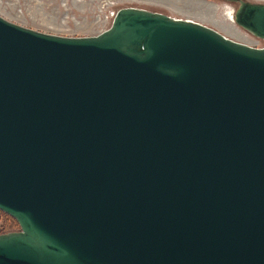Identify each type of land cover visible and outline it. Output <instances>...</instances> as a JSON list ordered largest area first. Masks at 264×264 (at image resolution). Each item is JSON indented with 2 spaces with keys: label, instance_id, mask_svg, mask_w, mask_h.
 <instances>
[{
  "label": "water",
  "instance_id": "water-1",
  "mask_svg": "<svg viewBox=\"0 0 264 264\" xmlns=\"http://www.w3.org/2000/svg\"><path fill=\"white\" fill-rule=\"evenodd\" d=\"M236 23L264 39V2ZM0 264H264V46L128 6L97 35L0 14Z\"/></svg>",
  "mask_w": 264,
  "mask_h": 264
},
{
  "label": "rangeland",
  "instance_id": "rangeland-1",
  "mask_svg": "<svg viewBox=\"0 0 264 264\" xmlns=\"http://www.w3.org/2000/svg\"><path fill=\"white\" fill-rule=\"evenodd\" d=\"M126 6L192 19L237 41L264 46V39L235 22L236 5L226 0H0V14L10 21L44 32L97 35L109 28L116 12Z\"/></svg>",
  "mask_w": 264,
  "mask_h": 264
},
{
  "label": "trees",
  "instance_id": "trees-1",
  "mask_svg": "<svg viewBox=\"0 0 264 264\" xmlns=\"http://www.w3.org/2000/svg\"><path fill=\"white\" fill-rule=\"evenodd\" d=\"M16 229H19L17 220L4 212H0V232Z\"/></svg>",
  "mask_w": 264,
  "mask_h": 264
},
{
  "label": "bare ground",
  "instance_id": "bare-ground-1",
  "mask_svg": "<svg viewBox=\"0 0 264 264\" xmlns=\"http://www.w3.org/2000/svg\"><path fill=\"white\" fill-rule=\"evenodd\" d=\"M230 20L233 21V17L232 16H231Z\"/></svg>",
  "mask_w": 264,
  "mask_h": 264
}]
</instances>
